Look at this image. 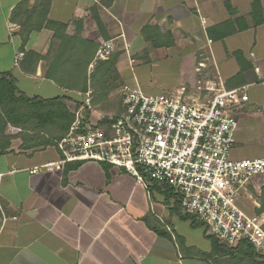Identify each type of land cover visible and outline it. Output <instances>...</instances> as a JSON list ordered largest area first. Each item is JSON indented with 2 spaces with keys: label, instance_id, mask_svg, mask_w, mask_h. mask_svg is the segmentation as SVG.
<instances>
[{
  "label": "crops",
  "instance_id": "0c3cea01",
  "mask_svg": "<svg viewBox=\"0 0 264 264\" xmlns=\"http://www.w3.org/2000/svg\"><path fill=\"white\" fill-rule=\"evenodd\" d=\"M253 2L263 18L257 24ZM19 5L21 0H0V73L11 74L19 93L66 97L77 106L91 91L86 112L97 122L120 111L124 83L149 94L199 78L226 89L247 86L231 156L264 157V0H49L44 20L41 0H28L13 16ZM47 20L66 29L56 35ZM63 36L74 39L67 48L76 54L88 53V42L98 47L101 40L113 41L108 58L114 59L117 86L105 98L94 102L89 80L79 91L45 77ZM155 37L159 45H153ZM29 51L40 58H26ZM199 63L206 66L203 75L195 71ZM239 145L255 153L234 156ZM60 159L54 144L29 146L20 137L0 151V264H264L249 245L218 244L174 198L176 207L167 206L155 185L123 167L87 160L40 168Z\"/></svg>",
  "mask_w": 264,
  "mask_h": 264
},
{
  "label": "built area",
  "instance_id": "2783aa9c",
  "mask_svg": "<svg viewBox=\"0 0 264 264\" xmlns=\"http://www.w3.org/2000/svg\"><path fill=\"white\" fill-rule=\"evenodd\" d=\"M114 49L111 39L101 40L92 64L107 59ZM205 67L199 63L195 71L203 75ZM259 83L264 84V78ZM246 88L226 89L199 78L190 86L149 94L124 83L119 89L120 111L97 122L85 116L92 108L88 91L68 131L54 140L61 159L40 168L87 160L123 167L139 182L170 192L179 210L219 244H246L264 259V210L258 211L261 205L251 200L250 191L264 185V157L231 156L237 115L248 101ZM22 131L20 126H6L9 135ZM258 175L261 182L254 178Z\"/></svg>",
  "mask_w": 264,
  "mask_h": 264
},
{
  "label": "trees",
  "instance_id": "16d2710c",
  "mask_svg": "<svg viewBox=\"0 0 264 264\" xmlns=\"http://www.w3.org/2000/svg\"><path fill=\"white\" fill-rule=\"evenodd\" d=\"M27 1L21 0V5L17 7L13 16L20 6L24 5ZM48 2L49 0H41V3H43V20L45 19ZM251 7L254 23L257 24L263 20V18L258 17L261 14L260 4L253 2ZM93 17L100 30L101 25L98 15L93 13ZM45 25L49 29L55 28L54 34L56 35H58L56 33L57 31H64L66 29L65 24L55 23L49 20L46 21ZM29 32L30 30H26L24 34L22 33V40L24 42L27 40V34ZM226 33L224 32L223 34ZM170 38L167 45L172 44ZM156 39L157 37L153 39V45H159ZM70 43H74V39L66 36L61 37L57 52L53 56L51 64H49L44 72L45 77L53 79L64 88L79 91H86L89 80L90 86L95 94L94 102L105 98L117 86L115 81L117 77L115 74L114 59L112 60V57H110L106 60L97 61L93 71L88 75L87 66L93 58V50L95 51L97 44L88 42V53L87 48H85L83 54H76V52L71 53L68 51L67 45ZM28 57L37 61L40 55L29 51L26 54V58ZM66 61H68L69 65L59 67L61 62ZM66 100H68L66 97L50 99L27 97L23 93H19L15 85V80L10 73H0V151H4L9 147L10 141L15 137H20L29 146L54 144V140L61 138L68 131L74 119L73 113L67 107ZM79 105L80 103H77V106ZM85 113V116H88V112L85 111ZM8 122L22 127L23 131L17 135H6L4 130ZM263 210L264 191L261 197V207L258 211ZM247 248L250 256L253 257L252 248L249 246Z\"/></svg>",
  "mask_w": 264,
  "mask_h": 264
},
{
  "label": "rangeland",
  "instance_id": "374dc122",
  "mask_svg": "<svg viewBox=\"0 0 264 264\" xmlns=\"http://www.w3.org/2000/svg\"><path fill=\"white\" fill-rule=\"evenodd\" d=\"M90 73V72H89ZM67 104V103H66ZM112 105H115V101H112ZM67 107L70 111H72L75 107H77L76 105H68ZM238 148H236V150H234V156H238V157H252V155L255 153V150L249 147H245L244 145H239L237 146ZM254 178H256V182H261L262 181V176H255ZM257 187H259V184H257ZM156 191L158 193H160L163 196V200L164 202L167 204V206L170 207H176L174 201H173V197L172 194L168 191H162L160 189H156ZM250 191L252 193V198L251 200H254L256 202H258L261 205V197H262V193L264 191V185H262L259 189H254L252 187H250ZM245 207L251 211L252 208L250 207V205L248 204V202H244ZM178 206V204H177ZM243 248L245 249V246L242 245Z\"/></svg>",
  "mask_w": 264,
  "mask_h": 264
}]
</instances>
